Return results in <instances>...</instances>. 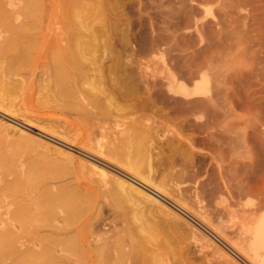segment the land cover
Wrapping results in <instances>:
<instances>
[{
  "label": "rangeland",
  "instance_id": "374dc122",
  "mask_svg": "<svg viewBox=\"0 0 264 264\" xmlns=\"http://www.w3.org/2000/svg\"><path fill=\"white\" fill-rule=\"evenodd\" d=\"M70 1L47 0L44 8H50L44 11V5L41 7L44 16L38 21L41 25H36L39 28H34L33 37L39 42L46 36L49 44L59 37L84 42L86 57L76 70L75 86L70 87L68 94L60 92L61 89L58 91L61 87L57 81L54 83L57 51L50 47L41 52L37 43L31 64L21 66L13 75L17 88L8 106L14 113L0 107V118L48 140L53 146L67 148L72 156L34 142L30 145L32 149L25 145L21 148L20 144H12L21 139L20 134L14 129L6 130V147L0 146L16 163L8 177L25 172L36 161L43 170V177L46 174L47 184L54 189L64 184L65 188H72L85 197L97 191L94 198L91 196L94 206L90 215L104 217L107 224L100 232L115 238L125 225L122 222L125 215L131 220L129 205L117 206L106 186L91 182L92 172L82 165L80 156L91 159L88 154H82L84 149L90 152V144L86 145L90 142H98L106 149L116 148V151L128 148L129 139L134 146L149 144L157 155L152 170L155 178L168 188L175 186L177 179L170 175V164L175 160V168L184 169L182 186H197L199 196L191 198L193 203L196 200V206L193 205L197 212L214 214L208 215L210 223L205 222L191 210L190 213L176 208L177 203L183 205L175 197L176 191L168 189L166 193L172 200L161 195L182 216L181 219L172 215L158 216L167 226L164 235L172 237V245L190 251L189 264H264V248L257 251L251 245L254 224L262 222L264 229V0H99L114 5L106 15L95 7L97 0H82L84 4ZM2 6L0 4V40L13 30L1 19L6 12V7ZM110 64L112 68L108 67ZM99 68L105 76L111 70V76L123 83L110 86L111 92H101L96 86L101 80ZM141 68L148 72L149 81H158L157 87L164 88L160 89L161 93L157 87L154 90L144 83ZM182 84L191 94L183 92ZM178 97H209L213 109L198 111L185 119L179 109L173 108ZM143 105L147 106L145 110ZM217 111L222 120L219 115L215 116ZM141 114L157 120L153 124L158 131L147 141L140 140L134 131L123 136V130L138 124ZM219 119L220 124L215 125L212 136L200 128V123ZM101 120L107 127L97 124ZM220 136H225L229 145L223 144ZM215 137L223 141H215ZM220 146L223 158L219 159ZM222 166L225 178L220 174ZM92 176L98 178L99 174ZM238 179L243 192H238L235 185ZM20 199L24 197L17 200ZM0 200L1 211L7 212H3V216H10L15 205L10 203V197L1 196ZM213 216L217 222L213 221ZM198 218L206 224L200 223ZM198 233L208 236V246L203 247V240H197ZM236 237L239 240L235 239V244ZM221 250L233 261L224 258Z\"/></svg>",
  "mask_w": 264,
  "mask_h": 264
},
{
  "label": "bare ground",
  "instance_id": "6f19581e",
  "mask_svg": "<svg viewBox=\"0 0 264 264\" xmlns=\"http://www.w3.org/2000/svg\"><path fill=\"white\" fill-rule=\"evenodd\" d=\"M46 1L47 0H0V4L6 7V12L3 15L1 14V19H3L5 25L8 27L10 26V29L12 26L13 29L11 30L12 33L9 31L11 33V35L9 33L10 36H5V38L0 40V107L6 111L8 110L14 113L13 109L8 106V103L12 100L13 92L17 88L13 80V75L18 73L21 66L30 63L29 61L33 58V49L36 48L37 43L41 52L47 51V48L50 47L57 51V63L55 62L56 65L53 64L56 66L54 69L55 82H53L56 83L57 81V84L61 87L58 91L61 89L60 92L62 91V93L66 92L68 94L70 87L73 85L75 86V79H77L75 78L77 73L76 70L83 65V58L86 57V49L83 45L84 42L81 40L69 41L66 37H59L55 43L49 44L46 36L39 42L34 38L35 31L33 32V30L34 28H39L36 25L40 24L38 21H41V16H44L41 15V12L43 10L45 11L48 7L44 8ZM70 2L82 3V0H71ZM95 5V7L100 8L103 15L107 14V10L114 8V5L107 1L97 0ZM99 15H101V13ZM43 19L46 18L44 17ZM108 67L112 68V65L110 64ZM141 69H143V71H140V75L144 79V83L147 82V86L153 87V89L157 87L159 82H152L150 80L153 83H151V85L150 81L147 79L148 72L146 73L144 70L145 68ZM98 70L101 80L100 84L96 86L101 92H111L113 89L112 87L110 88V86H120V84L123 83L117 80L115 76H111V70L106 76L102 73V69L99 68ZM51 74L53 75V73ZM103 75L105 79L102 80ZM42 77H44V75ZM45 78L49 79L48 77ZM103 83L105 84L103 85ZM157 88L159 90L158 92L161 93L160 89L162 88ZM181 88H183L182 90L186 94H191L185 84H182ZM162 90H164V88ZM145 105H143L144 110L147 107ZM212 106L213 101L209 97L200 99L178 97L174 101L173 108L179 109V112L187 119L190 115L196 112L198 113V111L208 112V109H213ZM140 108L141 106L138 110ZM220 112L217 111L218 114L216 113L215 116L217 117L219 115L218 118H220ZM222 114H224V112H222ZM216 117L214 119H218ZM206 118L208 119V117ZM220 119L222 120V118ZM220 119L218 121L213 120V123L208 121L205 124H203L204 122L200 123L202 124L200 128L203 129L206 134L208 133L212 136L215 133V125L220 124L217 123L221 121ZM137 121V125L133 127L130 126L129 129L123 130L122 135L127 137L130 135V131H134L139 135L140 140L143 138V140L145 139L147 141L151 138L152 134L158 131V127L153 124V122H157V120L155 121L154 118L148 114H141ZM102 123H104L102 120L97 121L100 127H107L106 124ZM13 125L0 118V145L3 144V146L6 147L4 144L6 140L4 132L14 129V132L20 134L21 139L19 141H12V144L17 143L21 146L25 145V147L30 148V145L34 142L48 149L54 148L68 157L72 156V152L67 148L53 146L48 140L37 138L27 130L15 124ZM223 133H226V131L224 132L223 130ZM220 137L218 140L215 137V141L225 139V136L221 137V139ZM189 140L190 143L194 145L192 138H189ZM208 140L210 141V139ZM224 142L225 140L223 144ZM216 143L214 146H217ZM225 144L229 145L226 142ZM86 145H89L88 149L90 152L84 149V153L82 152V154H88L87 156L91 157V159L80 156L81 163L83 166L90 168L92 175L95 173L99 174L98 178L91 175V182H98L100 186H106L109 194L115 199L117 206L127 207L126 205L128 204L131 210L129 214L132 215L131 220L127 218L128 215H125L126 217L122 219L125 225L119 230L115 238H113V235L101 233L100 231L103 229V225L107 224L106 219H103L104 217L90 215L94 206V194L97 195V191H95V193H90L92 198L91 196L85 197L72 188H65L64 184L63 187L60 185V187L54 189L51 185L47 184L45 180L47 178L46 174L44 176L46 178L44 179L43 170L41 171L42 168L40 167V169L37 166L38 164L36 161L30 164V169H27L30 171L26 170L28 174H26V171V173L22 171L18 173L14 172L16 173L15 176L9 178L8 176L13 173V167L16 166L13 165V159L5 154V148L0 146V175L2 174L0 177V197H10V203L15 205V207L12 206V214L10 216H3V212H7L5 210L2 212V204L0 205V264H189L190 251L179 245H172V237L164 235L167 231L165 220L158 217L161 214L167 216L172 215L176 219H181L182 217L181 213L173 206L169 205L166 198L162 197L163 195L168 197L166 193H168V189H171L172 191H176L175 197L183 204L180 205L176 202V208L180 210L185 209L188 212L191 210L205 222L210 223L208 215L214 214L212 212L210 214L206 213V211L202 213L197 212L198 210L195 209L196 200H194L195 204L191 202L193 196H199L195 189L197 186H182V183L185 182V180L182 182L185 178L184 169H176V161H170V168L172 170L170 175L172 173L173 179H177V181L175 182V186L168 188L167 184H164L163 181L159 182L152 174L157 155H155L152 146L149 144L143 146L145 144L141 143L142 146H134L132 144V139H129L127 143L128 148L122 151H116V148L106 149L104 145L98 142H90ZM21 148H24V146ZM30 149H32V146ZM217 151L219 154L217 157L220 156V159L223 156V148L220 146ZM176 152L175 150V154ZM89 153L92 154V156H90ZM118 154L123 155L124 158ZM119 169L121 171H119ZM236 173H238V171ZM220 174L222 178H225L223 166L221 167ZM235 185L237 186L238 192L244 191H241L242 185L239 179ZM198 187L202 189L203 186ZM18 197H24V199L17 200ZM169 199L172 200L171 198ZM262 200L260 202H262ZM5 201L6 200H4L3 203H5ZM7 207L9 206L7 205ZM253 210L256 211V208ZM215 218L216 217H214L213 221H216ZM259 220L260 219H258L257 222ZM61 222L62 224H60ZM130 222L133 224L130 225ZM205 222L201 221L200 223L203 224ZM250 223L253 222L251 221ZM262 225V222H259L257 225L255 223L253 227L254 231H252L254 234V236H252L254 242H252L251 245L253 246L252 248L257 251H259L260 248H264V236L262 234L264 233V229ZM123 231L124 233H122ZM207 237L208 236L205 234L202 235V233H198L197 240H203L201 244L203 247L209 245L210 239ZM235 239L237 241L239 240L237 237L234 238V240ZM234 240V243L237 242ZM242 241L245 242L243 239ZM221 254L228 261H233V259L222 250Z\"/></svg>",
  "mask_w": 264,
  "mask_h": 264
}]
</instances>
